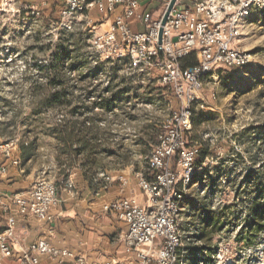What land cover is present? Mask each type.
<instances>
[{
	"label": "rangeland",
	"instance_id": "1",
	"mask_svg": "<svg viewBox=\"0 0 264 264\" xmlns=\"http://www.w3.org/2000/svg\"><path fill=\"white\" fill-rule=\"evenodd\" d=\"M62 2L0 0V146L9 139L8 143L14 142L19 150L21 131L6 129L5 123L18 127L22 117L38 105L46 122L70 114L74 105L40 104L56 92L51 86L54 54L59 47L69 51L76 47L79 56L89 54L90 68L68 71L66 77L76 95L84 96L101 87L82 100L81 110L85 119L95 117L100 120L99 127L107 128L110 138L104 149L117 152L97 159L94 186L107 184L102 174L148 177L157 136L170 120L169 106L177 104L172 91L154 75L135 73L124 60L108 59L106 51L94 46L95 36L110 29L109 17L88 11L63 22L58 12ZM241 39L239 47L251 56V64L222 68L208 78L203 88L206 104L204 109L196 108L202 121L193 126L190 141L209 153L181 203L179 225L184 246L180 264H264V228L251 232L245 221L258 192L257 180L248 177L264 164V12L252 16ZM69 63L65 61L67 66ZM99 67L96 74L87 77L89 69ZM123 80L129 83L127 87ZM111 81L114 91L105 97L120 93L117 110H90ZM128 87L135 93L122 94ZM26 136L30 139L34 134L29 131ZM50 151L49 147L42 150L38 163L33 164L38 173H34L37 177L32 187L42 179L55 183ZM214 177L218 179L216 190L210 183ZM250 179L252 188L247 190ZM260 202L264 205V199Z\"/></svg>",
	"mask_w": 264,
	"mask_h": 264
},
{
	"label": "built area",
	"instance_id": "2",
	"mask_svg": "<svg viewBox=\"0 0 264 264\" xmlns=\"http://www.w3.org/2000/svg\"><path fill=\"white\" fill-rule=\"evenodd\" d=\"M172 1L63 0L58 9L63 22L88 11L112 19L110 29L95 36L94 46L106 51L108 59L124 60L135 73L154 75V79L172 91L177 102L169 106L170 120L157 137L148 177L137 175L147 204L123 198L104 207L105 212L113 213L128 227L125 244L135 255L134 261L118 264L181 263L184 246L179 225L181 203L200 169L197 165L200 147L189 141L194 110L197 106L204 109L203 88L208 78L222 68L251 64V56L239 44L252 16L264 12V0H176L163 26ZM135 23L141 25V30L134 28ZM191 56L196 58V64L184 67L183 63ZM4 147L9 152L16 146L11 142ZM13 163L20 165L18 161ZM7 172L5 165L0 167V176ZM101 177L106 183L113 182L106 174ZM119 181L124 183V178ZM12 201L20 215L51 223V210L60 198L56 184L42 179L31 189L14 195ZM16 227L17 219L13 216L0 227V264L7 261L41 264L42 255L52 256L60 263L74 260L72 252L56 249L44 239L28 250H17L10 242L15 239ZM75 262L86 264L81 257Z\"/></svg>",
	"mask_w": 264,
	"mask_h": 264
},
{
	"label": "crops",
	"instance_id": "3",
	"mask_svg": "<svg viewBox=\"0 0 264 264\" xmlns=\"http://www.w3.org/2000/svg\"><path fill=\"white\" fill-rule=\"evenodd\" d=\"M134 28L141 30L142 27L135 23ZM16 147L8 152L0 146V167L5 165L8 168V172L0 176V227L2 229L11 216L17 219L15 239L10 241L17 250H28L44 239L56 249L72 252L75 258L60 263L52 256L42 255L41 264H75L79 257L86 264L134 261L133 250L125 244L128 227L113 213L105 212L104 207L123 198H135L146 205L147 198L142 193L137 175L113 178V182L96 188L85 180L80 169H74L65 188L58 192L60 202L51 210L53 222L48 223L20 215L13 204L14 195L29 190L37 177L34 173H38L34 165L23 166L21 152ZM122 177L124 183L119 181ZM6 264L18 262L7 261Z\"/></svg>",
	"mask_w": 264,
	"mask_h": 264
},
{
	"label": "trees",
	"instance_id": "4",
	"mask_svg": "<svg viewBox=\"0 0 264 264\" xmlns=\"http://www.w3.org/2000/svg\"><path fill=\"white\" fill-rule=\"evenodd\" d=\"M73 48V50L69 51L59 47L54 54L53 60L55 61V65L52 69L55 71V74L51 86L56 88V92L51 99L40 104L48 106L55 103L60 107L67 105L70 107L71 105H74L70 114L63 116L61 119H53L52 121L46 122L42 118L41 113L38 112V105L36 108H33V111L22 117L18 127L16 125L12 126L9 122L5 123L7 126L6 129L12 127L14 130H18V132L21 131L20 137H18V146L21 152V162H23L24 167L37 164L42 155L41 151L46 147H49L52 151H50V156L52 158L50 164L54 170L53 178L56 179L55 184L58 188V192L65 184H67L74 169H80L84 178L91 181V185L94 186L93 180L95 179L94 176L96 173L97 159L105 155L109 157L117 155L116 151H112L108 148L104 149L105 142L110 138V133L107 128L102 129L99 127L98 124L100 120L95 117L85 119L81 110L84 108L82 100H86L95 95L96 91L101 89V87L96 88V91L87 92L84 96L76 95L73 90L74 87H71V82L66 77V72L68 71L75 73L90 66V62L87 60L89 54L86 53L83 56H79V51L76 47ZM65 61L68 63L70 62L69 66L65 64ZM195 64L196 58L194 56L186 59L183 63L184 67L193 66ZM99 69L100 67L94 70L89 69L87 77L91 78V76L96 74ZM113 83L114 82L111 81L103 91L99 92L101 95L98 98L99 101L92 103L90 110L101 109L110 113L117 110L115 106L118 103L120 93L114 97H105L106 94H110V92L114 91ZM121 83L124 87H127L126 85L129 84L127 80H123ZM89 89L90 87L88 90ZM121 93L130 95V93L134 94L135 92L134 88L128 87L124 88ZM137 98L138 96L135 97V100ZM198 113L199 112L195 109L192 117V124L196 127L202 121L198 118ZM29 131L30 134H34L33 138L29 139L28 136H26V133H29ZM191 135L192 134L189 136V141ZM8 141L10 142L9 139L5 142L8 143ZM208 153L209 151L207 148L200 149L197 155V165L199 167L205 163ZM248 178H255L257 180L256 183L258 190L257 199L250 205L249 213L245 219L246 223L252 229L251 232H253L264 228V205L260 202L261 199H264V164L252 174V177L249 176ZM252 180L253 179H250L248 182L247 188L249 189L247 190L252 188L250 186ZM210 181L212 184V190H216L218 187V179L214 177L213 179L211 178ZM205 205L207 204L205 203Z\"/></svg>",
	"mask_w": 264,
	"mask_h": 264
},
{
	"label": "water",
	"instance_id": "5",
	"mask_svg": "<svg viewBox=\"0 0 264 264\" xmlns=\"http://www.w3.org/2000/svg\"><path fill=\"white\" fill-rule=\"evenodd\" d=\"M175 1L176 0H173L172 3L169 6L168 13L166 14V16L164 17V19L162 21L163 26L166 25V22H167V19H168V15H169L170 11L173 9V5H174ZM162 34H163V30L160 31V37H159L160 43H162V41H161L162 40Z\"/></svg>",
	"mask_w": 264,
	"mask_h": 264
}]
</instances>
